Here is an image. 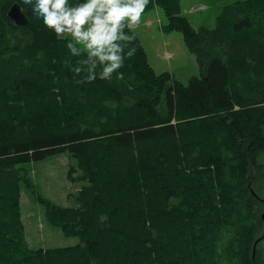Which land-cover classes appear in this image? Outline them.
<instances>
[{"label":"trees","instance_id":"obj_1","mask_svg":"<svg viewBox=\"0 0 264 264\" xmlns=\"http://www.w3.org/2000/svg\"><path fill=\"white\" fill-rule=\"evenodd\" d=\"M19 4L29 24L9 10ZM195 56L188 84L158 74L135 34L124 78L82 82L68 37L0 0V262L5 264H264V0L225 5L195 29L181 0H150ZM68 153L86 181L75 207L39 197L49 223L80 243L30 249L22 167ZM21 166V167H20Z\"/></svg>","mask_w":264,"mask_h":264},{"label":"rangeland","instance_id":"obj_2","mask_svg":"<svg viewBox=\"0 0 264 264\" xmlns=\"http://www.w3.org/2000/svg\"><path fill=\"white\" fill-rule=\"evenodd\" d=\"M235 1L244 0H181V4L183 15L198 29L203 25L214 27L221 9ZM167 24L164 11L156 7L143 14L141 24L132 27V30L139 37L150 65L158 74L168 72L173 80L188 84L192 77L200 76V68L195 56L187 48L183 34L179 31H164L163 26ZM261 163L264 164V157ZM22 167L31 183L30 188L25 184L21 188V221L27 246L39 250L79 244V237L66 236L60 227L49 223L46 208L39 201V197H42L63 207L76 206L78 191L88 184L86 181L73 182L69 178L73 167L77 169L76 175L81 176L77 161L68 153H62ZM253 193L259 199L260 206L256 210L263 221L255 254L258 250L264 255V188L259 195Z\"/></svg>","mask_w":264,"mask_h":264},{"label":"clouds","instance_id":"obj_3","mask_svg":"<svg viewBox=\"0 0 264 264\" xmlns=\"http://www.w3.org/2000/svg\"><path fill=\"white\" fill-rule=\"evenodd\" d=\"M31 18L56 35L74 58L68 70L82 82L124 78L121 71L137 51L135 34L150 0H21Z\"/></svg>","mask_w":264,"mask_h":264},{"label":"water","instance_id":"obj_4","mask_svg":"<svg viewBox=\"0 0 264 264\" xmlns=\"http://www.w3.org/2000/svg\"><path fill=\"white\" fill-rule=\"evenodd\" d=\"M9 18L17 25V26H25L29 24V19L26 14L22 11V8L19 4H14L9 10ZM256 245L254 247V256H255ZM0 264H5L0 262Z\"/></svg>","mask_w":264,"mask_h":264}]
</instances>
